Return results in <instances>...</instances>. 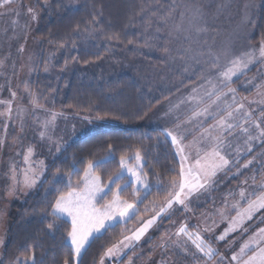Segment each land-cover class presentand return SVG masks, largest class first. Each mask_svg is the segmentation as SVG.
Wrapping results in <instances>:
<instances>
[{"label":"rangeland","instance_id":"rangeland-1","mask_svg":"<svg viewBox=\"0 0 264 264\" xmlns=\"http://www.w3.org/2000/svg\"><path fill=\"white\" fill-rule=\"evenodd\" d=\"M70 1L73 2L72 5L75 4L74 0ZM146 4H150V1H147ZM151 4L149 10L144 9L139 16L142 20L146 19L147 21L145 29L143 31L140 28L136 29L138 33L142 31L139 38H142V41L145 42L144 46L140 49L136 48L132 53L129 52L128 55L123 56L120 68L117 71L130 74L136 63L146 59L159 60V66L152 67L149 70V76L155 89L162 95V102L155 108L149 118L147 129L153 131V138L156 142L164 147H169L179 160L175 145L171 144L170 138H166L161 134V129L171 130L173 121L177 117L181 120L186 119L188 115L187 108L181 105L168 117H165L164 113L172 105L179 104L181 100L189 96L193 87L199 89L201 96L206 89L210 90L202 77L208 76L214 80L215 74L207 71L209 61L213 56L221 55L225 50H228L226 48L228 43L235 45V49H232L235 50V53H233L235 55H241L251 50V45L248 43H255L257 45L255 48L258 49L259 44L264 40V35L259 37L257 32L263 3L262 0H151ZM39 6L41 8L42 6L47 7L45 4L38 5L37 0H15L12 7L19 14L0 16V61H3V66L0 67V101H11L13 107L11 120L0 117V140H3L2 145H0V240L3 241L0 244V264H13L17 258L23 259L31 253V248L27 245L18 247L12 253H7L6 249L9 229L8 216L12 203L27 201L42 184L40 183L36 188L27 190V194L17 193L15 196L6 194L10 182L7 175L9 164L16 163L20 168L24 167L22 158L18 155L21 152L20 139L22 138L24 145H34L37 153L35 158L44 160L49 165V171L53 166V162L70 144L85 137L88 133L99 129H107L111 126L108 121L98 118L70 114L64 110H54L40 99H38L39 108L30 103L29 96L24 91L25 85L32 94L38 97L34 92L32 83L35 80L34 76L38 64V53L34 45V38L42 12ZM29 7L37 13L36 20L31 19L27 11ZM152 22L153 29H150L148 26ZM206 36L210 37V42ZM174 41H177V43L172 46ZM184 43L186 45H183ZM201 43L207 44L198 48V44ZM161 45L167 47L168 52H165ZM21 47H23V51H20ZM186 64L189 67L187 72L184 71ZM77 67H69L71 68L69 71L71 76L81 71ZM249 67L250 70L247 71L246 75L240 76L239 79L234 77V83L232 84V87L237 89V99L244 101L245 107H249L248 102L250 101H259L261 99L259 93L264 92V79L260 78L257 66L250 65ZM202 84L203 87H201ZM254 84L259 87H254ZM13 91L17 93L15 98L10 95ZM230 102L231 100H229ZM261 107H264V105L251 104L257 119ZM17 108L23 109L20 114L21 119L16 118ZM5 110V106L0 104V112ZM48 112L61 114L57 116L53 133V138L60 140L64 145V149L60 153H56L54 150L49 151L50 148L54 149V145L41 141L38 135L40 130L38 121L47 119ZM85 117H88V119H85ZM21 123L24 124L25 128L23 133L20 131ZM209 123H215V121L210 119L205 121L206 125ZM5 124H7L6 131L4 130ZM185 135L187 137L184 141L186 145H191L194 139H199V133L195 130L194 124L190 126V130ZM233 144L240 149L239 155L235 154V149H232V152L233 155H236V158L240 159L241 166L247 159L256 156V168L243 169L241 167L240 171L243 175H235L237 170L233 168L227 176L220 178L214 190L202 195L199 200L193 198L192 203L189 205L191 212L178 210V206L174 205V214L171 219L157 220L156 224L144 234L141 240L133 242L129 248L124 249L119 258H109L104 255L103 264H207V261L202 258L201 254L196 253L194 246H191L190 243L188 253L179 248L165 250L160 247V244L162 238L175 232L176 227L185 220L190 226L199 224L201 227H205L206 223L210 222L207 218L211 217L212 220L217 222V226L213 231L218 236L227 227V220L222 219L219 213L223 212L226 217L235 216L232 205L239 201L238 190L242 186V182L249 179L251 183L250 178L252 176L257 177V182L264 178V169L257 171L259 166L264 164V161L259 159L260 153L264 152L263 148L259 147L257 143L254 146V151L245 157L242 138L233 141ZM198 147L199 145H196L190 150L191 156L195 155V148ZM129 182L130 177L126 174L124 180L121 181V185L123 186ZM161 184L156 181L152 185L149 181V191L151 192L154 189L157 193H162L165 187H161ZM167 186L168 191L171 190L168 184ZM143 196L144 192H141V197ZM122 198L130 202L136 200L133 195V188H127L122 193ZM163 200L164 198H156L150 201L134 221L126 227L122 239L124 236H131L133 230L139 228L142 221L150 219L156 210L155 206ZM142 202L136 201L134 214H130V217L118 218L110 225H106V229L102 230V234L109 227L117 224H127L138 214V205ZM259 215L260 213H257V217ZM257 217H254L253 221L246 222L245 227H248V233L239 231L231 233L225 241H214L213 247L218 248L221 254L225 256L229 255L232 250H238L240 243L251 234L254 228L264 227V224H259ZM64 221L70 225V218L64 217ZM204 235L207 238L212 233H205ZM230 241H234V243H229ZM67 242L70 244L68 239ZM148 243L150 245L144 249V246ZM84 251H82L81 256ZM81 256L79 258L75 257V264ZM126 257L128 259L123 263ZM29 264H32V262L29 261ZM213 264H218V258Z\"/></svg>","mask_w":264,"mask_h":264},{"label":"snow or ice","instance_id":"snow-or-ice-1","mask_svg":"<svg viewBox=\"0 0 264 264\" xmlns=\"http://www.w3.org/2000/svg\"><path fill=\"white\" fill-rule=\"evenodd\" d=\"M14 2L15 0H0V16L18 15L17 10L12 7ZM44 3L47 5L48 0H44ZM27 11L32 20L37 19V13L31 7ZM115 38V36L112 37V39ZM161 47L168 52L167 47L163 45ZM20 51H23V47ZM250 65H256L260 78L264 79V40L261 41L258 49L252 48L241 55L225 50L221 55L213 56L209 61L207 71L215 74L214 80L208 76L202 77L210 90L206 89L201 96L199 89L193 87L189 96L181 100L179 104L172 105L164 113L165 117H168L181 105H184L188 112L186 119L181 120L177 117L173 121L171 130L161 129V134L170 138L179 156L177 176L168 182L171 190L167 191L164 200L155 206L154 215L142 221L140 227L133 230L131 236H124L118 243L108 247L105 256L119 258L124 249L129 248L133 242L140 241L157 220L171 219L174 214V205L178 206V210L191 212L189 205L193 198L199 200L202 195L214 190L220 178L227 176L233 168L237 170L235 175H243L240 171L241 167L243 169L256 168V156L247 159L241 166L240 159L236 158L240 149L233 144V141L242 138L245 157L254 151L257 143L259 147L264 148V107L259 109L258 119L255 118L254 110L251 108V104L264 105V92L259 93L261 96L259 101H250L248 102L249 107H245V102L237 99V89L232 87L234 77L239 79L240 76L246 75L250 70ZM2 66L3 61H0V67ZM44 71L47 72L48 69L45 67ZM184 71H189L187 64ZM253 86L259 87L255 84ZM24 91L29 96L30 103L39 108L38 97L28 90L27 85ZM10 95L15 98L17 93L13 91ZM229 100H231L230 103ZM0 104H3L6 109L0 112V117L11 120L13 116L11 101H0ZM22 111L23 109H16L17 119H21ZM58 115L61 114L48 112L47 119L38 121L40 140L53 144L54 149L50 148L49 151L54 150L56 153L64 149L60 140L53 138ZM97 118L102 119V117ZM209 119L215 123L206 125L205 121ZM193 124L199 133V139H194L191 145H186L184 143L187 139L185 133ZM4 130H7V124L4 125ZM24 130V124L21 123V133ZM2 143L3 140H0V145ZM20 144L21 152L18 155L21 156L24 167L20 168L16 163L9 164L7 175L10 182L6 189L8 196H15L17 193L27 194V190L36 188L42 182H47L43 178L49 165L44 160L35 158L37 153L34 145H24L22 138ZM196 145L199 147L195 148V155L191 156L190 150ZM232 149H235L236 155H233ZM107 150L111 156L113 154L112 145L109 144ZM259 159L264 161V152L260 153ZM100 163L101 161L89 160L82 175L75 182L72 180V175H68L66 190H56L54 200L48 204L51 211L42 210L46 212V216L51 217L46 227L53 233L64 227V217L70 218L66 239L70 241L72 255L76 258L81 256L82 251L86 250L94 239L100 238L106 225H110L118 218L130 217L136 209V201L142 202L150 194L148 172L145 171L144 157L139 150L135 151L132 156L121 155L119 171L114 176H109L107 181L102 180L101 175L96 171ZM260 169H264V164H261L257 171ZM126 174L130 177V182L122 186L121 181L124 180ZM159 179L157 176L158 181ZM250 180L251 183L249 179H245L238 190L239 201L232 205L235 216L226 217L223 212L219 213L222 219L227 220V227L221 234L218 236L214 234L213 230L217 222L211 217L207 218L210 222L206 223L205 227L199 224L190 226L185 220L176 227L175 232L162 238L160 247L165 250L179 248L188 253L190 243L194 246L196 253L201 254L202 258L207 261V264H213L217 258L218 264H264V227L254 228L251 234L240 243L238 250L230 251L227 256L222 255L218 248L213 247L214 241H225L231 233L238 231L248 233V227H245V224L253 221L257 213H260L257 217L259 224H264V211H262L264 210V178L257 182V177L252 176ZM129 187L133 188V195L136 198L132 202L122 198V193ZM161 187H163L162 184ZM141 192H144L143 197H141ZM205 233H212V235L206 238ZM2 243L3 241L0 240V244ZM229 243H234V241ZM29 261L35 264L34 252L23 259L17 258L13 264H29ZM63 264H71L70 259H64ZM100 264H103V258Z\"/></svg>","mask_w":264,"mask_h":264},{"label":"trees","instance_id":"trees-1","mask_svg":"<svg viewBox=\"0 0 264 264\" xmlns=\"http://www.w3.org/2000/svg\"><path fill=\"white\" fill-rule=\"evenodd\" d=\"M74 1L72 5L70 0H48L46 8L39 6L42 12L34 38L38 53L32 83L34 92L54 110L102 117L98 119L108 121L111 126L88 133L70 144L46 172L47 182H42L27 201L12 203L7 253L27 245L35 253V264H63L66 258L75 264L72 247L66 239L70 225L65 223L59 231L50 232L46 225L51 217L42 210L51 211L48 204L54 200L56 190H66L68 175L75 182L89 160L101 161L96 171L105 181L119 171L121 155L131 156L139 150L149 181L152 185L156 181L162 183L165 189L162 193L152 189L138 205L139 212L132 220L109 227L87 246L76 264H98L107 248L122 239L126 227L150 201L165 198L166 185L179 171L174 152L156 142L153 131L147 129L149 118L162 102V95L149 76V70L159 66V60L136 63L130 74L117 71L123 56L145 44L139 37L147 21L139 16L144 9L149 10L151 0ZM262 3L257 27L259 37L264 35V0ZM37 4L45 3L37 0ZM148 27L153 29V22ZM139 28L140 33L136 32ZM73 66L81 71L71 76L69 67ZM109 144L113 149L111 156L107 150Z\"/></svg>","mask_w":264,"mask_h":264},{"label":"crops","instance_id":"crops-1","mask_svg":"<svg viewBox=\"0 0 264 264\" xmlns=\"http://www.w3.org/2000/svg\"><path fill=\"white\" fill-rule=\"evenodd\" d=\"M207 38H208V40H209V42L211 41L210 40V37L209 36H206ZM178 41V40H177ZM177 41H174L173 42V44H172V46H174V45H176V43H177ZM209 42H207V43H209ZM207 43H205V44H203V43H201V44H198V48L199 47H202V46H204V45H206ZM249 45H251L250 46V48L252 49V47L253 48H255V47H257V45L254 43V44H252V43H248ZM183 45H186V43H184ZM226 48L228 49V51L230 52V53H235V50H232V49H235V45H232L231 43H228L227 44V46H226ZM263 150H264V148H263Z\"/></svg>","mask_w":264,"mask_h":264}]
</instances>
